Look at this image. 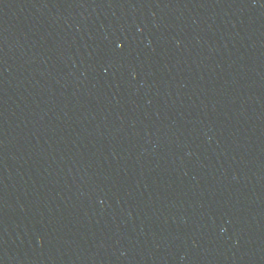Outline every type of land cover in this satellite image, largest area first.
Instances as JSON below:
<instances>
[{"label":"water","instance_id":"obj_1","mask_svg":"<svg viewBox=\"0 0 264 264\" xmlns=\"http://www.w3.org/2000/svg\"><path fill=\"white\" fill-rule=\"evenodd\" d=\"M0 264H210L103 0H0Z\"/></svg>","mask_w":264,"mask_h":264}]
</instances>
